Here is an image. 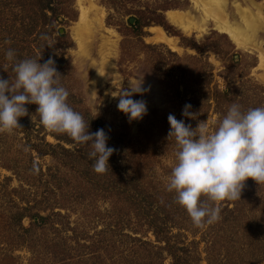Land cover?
<instances>
[{
	"label": "rangeland",
	"instance_id": "374dc122",
	"mask_svg": "<svg viewBox=\"0 0 264 264\" xmlns=\"http://www.w3.org/2000/svg\"><path fill=\"white\" fill-rule=\"evenodd\" d=\"M88 1L82 0V5H90ZM233 1L239 2L242 6H247L249 2L248 0H227L226 11L230 16L235 13ZM252 1L256 3L252 10L255 11L258 7L264 20V0ZM93 2L96 14L101 17V20L98 22L97 19L93 24L91 23V33L85 38V45L82 48L79 47L75 36L76 28H79L77 24L80 4L78 0H67L63 3L69 17L67 23L57 26L58 32L65 33V36L55 45L63 52L66 62L59 63L58 57H53L54 61L58 60L55 62V67L62 80L61 86L69 92L68 104L80 112H87L90 118L92 116L100 118L112 129L116 128V133L120 131L122 138L134 145L136 150H142L141 141L151 145L155 143L165 145L166 141H174V138H167L169 131L166 124L167 117L169 114L177 117L176 114L183 109L185 104L191 105L189 110L194 115V118H189L191 123L189 121L188 124L195 128L202 121L207 124L211 132L218 119V114L214 111L216 105L214 98L218 96V92L229 85L239 86L237 96L233 98L240 101L246 94H251H243L244 88L247 91L254 89L260 91L261 86L264 87V61L260 64L258 57L259 52L262 50L264 52V26L255 39L256 46L239 48L225 33L217 31L209 21L206 30L193 34L182 33L168 22L165 12L169 9L187 10L199 16V11L192 6L189 0H93ZM4 8L5 4L0 2V77L5 76L3 75L5 69L9 68L12 71L11 64L5 58L8 46L11 45L15 51L19 50L20 56L31 58L33 52H39L38 44L40 38L43 37L41 36L43 33L33 31L30 26L32 18L17 19V16L8 15ZM89 17L92 19V13H89ZM136 19H140L141 25L144 22L149 24L141 27L140 32L132 25ZM84 26H87V22H84ZM152 26L162 27L170 37L174 38L175 48L154 41V35L149 30ZM54 34L45 36L46 44L49 46L54 43ZM6 39L11 43L5 44ZM40 59L39 63L46 61ZM139 82L145 91L142 95L133 94L132 99L144 100L147 114L143 115L142 119L129 121L128 116L117 109L118 97L113 95H117L120 89L135 87ZM250 98L253 97L250 96ZM177 103L179 106L175 105ZM36 108V105H30L27 108L28 115L18 118L20 128L14 129L12 133H0V213L3 210L1 207L13 205L8 202L10 197L20 205L26 204L24 199L16 197V194L22 198H29L31 204L41 200L38 204L40 206L44 204L40 198L41 193L44 192L53 202V198L58 196L59 191V188L54 185H59L63 193L77 192L80 197L75 201L71 199V201H66L69 211L55 207V210L68 215L60 222L59 219H55L60 224V231L48 229L44 234L36 226H30L28 219H24L23 226L28 227V231L25 232L28 240L23 244L20 240V243L12 248L9 241H17L20 237L18 234L23 235L24 233L17 224H14L13 229L17 235L12 234L11 236L9 232L11 229L3 227L2 224L0 245L10 247L11 250L4 248L7 251H5V257L0 254V264H47L48 262L49 264H60L59 256L50 258L35 247L43 241V238L56 239L59 242L58 250L70 251L78 256L77 259H74L75 257L68 259V264H81L80 259H88L89 264H112L116 252L112 250L111 242L114 240L118 245L121 241L120 244L124 247L125 243L129 244V239L120 235V232L133 236L142 234H133L129 230V227L134 225L126 223L124 216L128 215L122 213L120 207H126L127 204L121 206L122 202L116 201L118 194L116 189H105L103 186L97 187L92 184L89 188L87 177H92L93 181L94 179L101 180L103 176L107 179L106 172L99 174L93 170L80 169L81 165L84 166L83 156L85 155L78 152L74 154L73 144L63 143L73 153L66 156L62 154L61 149L56 147L58 140L46 128L39 127ZM47 142L58 152L59 156L55 158L56 160L50 154L39 157L36 150L30 147L31 143H35L38 147L47 149L49 148ZM168 145L170 146L163 147L166 151H162L161 148L155 151L160 162L156 164L157 172H151L152 177H155V182L162 187L165 186L169 173H166L160 166L162 165L165 169L172 167L177 150L175 142ZM116 158L112 161L108 160V170L113 174V177H109L111 179L118 178V170H115L113 165ZM80 170L84 177L81 176ZM161 170L164 172L159 173ZM22 178H28V183L26 184L24 182L26 179ZM249 178H247L248 184H250ZM44 183L53 186L52 191L54 192H50L43 185ZM106 183L111 186L108 179ZM243 184L248 186L245 181ZM15 189L17 192L13 191ZM20 190L24 191L20 193ZM241 192L246 194L244 191ZM248 196L251 198L249 200L251 204L256 196H264V190H259L255 194L249 193ZM225 200L230 201L227 204L228 207H233L231 200ZM225 200L218 202L217 206L225 205ZM262 200L264 201V197ZM255 206L257 209L254 208V213H249L259 216V208L264 207V202ZM119 217H123L126 225L122 231L115 227ZM185 222L187 225L191 224V220L187 219ZM205 229L206 227L197 228L194 225H191L189 229H172V233L179 232L180 239L184 241L183 244L189 246L188 249L192 251L193 256L191 261L194 260V264H208L205 260V240L201 238ZM241 233L231 236L235 247H231L230 251L226 248L219 250L223 253L221 256L218 255L223 258V263L229 264L228 259H224L228 256L233 262L230 263L236 264L238 258L235 253L240 249L238 246H245L247 250H242L243 256L247 258L256 254L254 256H259L258 261L252 264H264V259H260V256L264 255V250L257 243L261 235L255 234L256 236L254 235L249 242L246 241L247 236ZM73 236L79 237V244L75 243L77 237ZM141 237L154 242V235L151 231L145 232ZM261 237L264 238V231ZM97 240L100 242L95 249L81 246V244L89 246L92 241ZM31 241L34 246L32 248L28 244ZM105 246L106 249H100ZM255 247L257 251H252L251 255L250 251ZM125 253L131 254L128 249ZM169 262L170 258L166 257L163 264H169Z\"/></svg>",
	"mask_w": 264,
	"mask_h": 264
},
{
	"label": "trees",
	"instance_id": "16d2710c",
	"mask_svg": "<svg viewBox=\"0 0 264 264\" xmlns=\"http://www.w3.org/2000/svg\"><path fill=\"white\" fill-rule=\"evenodd\" d=\"M65 1L67 0H0V2H3L5 4L4 11L7 12L8 15L17 16V19L28 17L32 18L30 26L33 28V31L37 30V32L43 33L41 34V36L43 37L40 38V43L38 44L39 52H33L31 58L36 59L37 57H43V59L40 60H48L49 58L53 59V57H58V60H60L59 63L66 62V59L63 56V52L60 51V49L55 45L58 43L59 39L65 36V33H59V29L57 28L59 24L68 22L69 14H67L63 5ZM60 16L61 18H59ZM148 24L149 23L144 22L143 25H141L140 19H136L134 24L132 25L139 29L138 31L141 32V27ZM54 33L56 34V37H54ZM52 34H54V43L52 46H49L48 44H46L45 36H52ZM8 48H11V45L8 46ZM16 59H26V57L20 56L18 50L16 51ZM58 60H55V62ZM56 70L58 72L57 68ZM4 71L5 72L3 75L5 76L3 77L5 79L14 78V73L13 71H10L9 68L5 69ZM58 79L59 85L61 86V77L59 76ZM238 88L240 87L229 85L218 92V96L214 98L216 104L214 107V111L218 114L217 123L220 119L223 118V116L227 112V109L233 103L241 105L242 109L244 110L250 107L264 106V92H261L264 91V87L261 86L260 89L262 90L260 91L256 89L247 91L246 88H244L242 90L243 94H251H246L245 97L242 98L243 100L241 99L240 101L234 99L237 96V92L239 90ZM250 96H252L253 98H250ZM245 98L247 99L245 100ZM30 105L32 106L33 104H26L25 107L28 108L30 107ZM175 105L179 106L178 103ZM69 106L73 109L75 108L70 104ZM36 107L38 106L36 105ZM76 109L74 110L79 112L83 116L84 120L88 122L89 132H95L100 128H103L105 130L106 134L109 137V139L107 140V146L112 147L115 150L110 156L109 161H112L117 157L113 165L115 166V170H118V178L111 179L109 177H113V174L110 173L109 170L106 172L107 179L108 181H110L111 186L106 183L107 179H104V176L101 177V180L94 179L95 183H93L94 181L92 180V177H87L86 181H88V183L90 184L89 188L92 184L97 187L103 186V188L105 189H116V191L118 192L116 201L118 203L122 202L121 206H126V204L127 206H129V208L127 206L122 208L120 207L122 213L128 215L124 216L126 223H132V225H134L130 226L129 230L133 234L141 233V236H143V234L148 231H151L154 235V242H152L150 240H144L141 236H133L128 233L120 232V235L125 236V238L129 239V244L125 243L124 247V245L122 246L120 244L122 243L121 241L118 243V245L115 244L114 240L111 242V246L113 248L112 250L116 252V256L113 257L114 260L112 259V264H163V261L166 257L170 258L169 264H194L195 261H191L193 256L191 254L192 251L188 249L189 246L187 244H183L184 241L183 239H180L179 232H176L174 234L172 233L173 228H177L178 230L189 229L191 225H193V223L191 221V224L187 225V222H185L187 219H191L185 209H183L180 205L174 203L175 193L166 192L164 188L165 186L162 187V185L155 182V177H152L151 175V172H157L158 167H156V164L160 162V159L159 157H157L155 151H158L159 148L164 151L165 149L163 147L170 146L168 144L174 143L175 140L172 142H170V140L166 141L165 145H160L158 143L151 145L147 142L141 141L140 148L142 150H136L134 145H132L128 140H124L122 138V135H120V131L119 133H116V128L112 129L110 125L107 124L104 120L101 121L100 118L94 116L90 118L87 112H80ZM175 111L177 113V109ZM180 112H182V110H180L177 114L175 113L177 115L176 118H178V120L184 119L185 124H188V122L192 118L189 119L188 117H183L180 115ZM36 118L37 122L39 123V127H43L40 123L38 113H36ZM166 124L167 129H170L168 121H166ZM51 134L56 140H58L56 147H59L61 149L62 154H64L65 156L73 152H75L74 154H76V152L84 154L85 156H83V158L85 160V163L84 166H80V169L93 170L92 162L88 158V152L90 151L89 145L79 144L67 134L54 132H51ZM63 143L73 144V152L70 150V148H66ZM47 144H49V148L47 149H42L35 143H31L30 147L33 150H36V153L39 157L50 154L54 159L58 158L59 155L58 152H56L54 146H52L49 142H47ZM145 149L147 150L146 152L144 151ZM61 164L66 165L65 163ZM76 166L78 165L76 164ZM160 167L163 168L166 173H170L171 167L169 169L167 167L165 169L164 167H162V165ZM82 170H80L79 172L81 176L84 177L81 172ZM163 170H161L159 173H163ZM28 181L29 179L27 178L24 182L27 184ZM249 181L250 184L247 183L246 179L245 182L248 186L246 187L244 185L241 189V191L246 192V194L240 192V199L231 200L233 203V207H228L227 204L230 203V201L225 200V205H219L221 209L220 219L210 226H205L206 229L204 230L201 238L205 240V260L208 264H224L223 258L218 256H221L223 254L219 252V250L226 248L228 251H230L231 247H235V242L231 236L237 234L239 235L240 232H242L245 234V236H247L246 241L249 242L252 240L255 234H259L262 236V232L264 231V207L259 208V216L251 213H254V208L257 209L255 205H259L264 202L262 200L264 196H256L250 204L249 200L251 198L248 196V194H255L259 190H264V183L258 184L256 181L252 182L254 181L252 178H249ZM43 185L47 189H49L50 192H54L52 191L53 186H50L48 183H44ZM54 186L59 188V191L58 193L56 192L58 196L53 198V202H51V198H49L48 195L44 192H42L40 196V198L42 199V203L44 204L40 206H38V204L41 200L35 201L33 204H31L29 203V198H22L15 193L16 197L24 199V203L26 204L20 205L19 203L15 202L12 197H10L8 202L13 203V205L9 204L1 207L3 210L0 213V226L3 224V227L10 228L11 230H9V232H11L12 236V234L17 235L16 231L13 229L17 224L22 230V233H24L23 235L18 234L20 237L19 239H17V241L14 240L12 242L10 239H8L10 240L9 242L11 248L14 245H18L20 243V240H22V244L28 240V235L25 234V232L28 231V227L25 228L23 226L24 219H28L30 226H36L44 234L48 231V229H53L56 232L57 230L60 231V224L56 222L55 219H59L60 222L61 219L67 218L68 215L61 213L60 210H55V207L64 208L69 211V208L66 206V201H75L80 197V195H78L77 192L63 193L62 188L59 185ZM13 191L17 192L16 189ZM22 191L20 190V193ZM88 192L92 191L88 190ZM202 199L205 198L202 197ZM123 221V217H119L118 221H116L115 227L117 230L122 231L124 227H126ZM193 232L195 231L193 230ZM261 236L257 243H259L264 250V238H262ZM83 237L84 236H82V239L84 240ZM99 242V240L92 241L89 246L86 244H81V246H84L86 248L93 247L95 249V247L98 246ZM75 243L79 244V237L75 238ZM28 244L30 248L34 247L32 241ZM190 244H192V242H190ZM58 245L59 242L54 238H43V241L35 247H37L39 250H42V253L45 256H49L50 258L59 256L60 264H68L67 260L70 258L75 257L74 259H77L78 256L71 253L70 251L66 252L63 249L58 250ZM10 247H2L0 245V254H2V257H5V251L11 250ZM238 247L240 249L235 253L236 257L238 258L236 260V264H252L258 261L257 259L259 258V256H254L256 254H251L252 251H257V245L250 251V254L252 256L247 258L242 254L243 249L247 250L245 246ZM4 248H6L7 250H4ZM100 249L104 250L106 249V246ZM127 249L129 252H131L130 255H127L125 253ZM260 257L261 260L264 259V255ZM224 259H228L227 262L229 264L233 263L228 256L224 257ZM87 260L88 259H80V261H82L81 264H89ZM47 264H49V262Z\"/></svg>",
	"mask_w": 264,
	"mask_h": 264
},
{
	"label": "clouds",
	"instance_id": "9594fccd",
	"mask_svg": "<svg viewBox=\"0 0 264 264\" xmlns=\"http://www.w3.org/2000/svg\"><path fill=\"white\" fill-rule=\"evenodd\" d=\"M10 43L5 40V44ZM5 58L11 63L14 78L0 77V133L20 128L18 118L28 115L25 105L36 104L44 128L89 145L93 171L107 172L109 157L115 151L107 146L109 137L103 128L89 132L88 122L69 106V92L59 85L55 61L49 58L39 63L40 57L17 60L12 48L6 50ZM144 91L139 82L113 95L118 97L117 109L129 121L147 114L146 102L132 99L133 94L142 95ZM190 108L185 104L181 115L194 118ZM167 120V136L174 138L177 150L165 191L175 193L174 203L185 209L195 227L217 222L221 212L218 202L240 199L247 178L264 183V106L244 110L233 103L211 132L202 121L193 128L173 114Z\"/></svg>",
	"mask_w": 264,
	"mask_h": 264
},
{
	"label": "bare ground",
	"instance_id": "6f19581e",
	"mask_svg": "<svg viewBox=\"0 0 264 264\" xmlns=\"http://www.w3.org/2000/svg\"><path fill=\"white\" fill-rule=\"evenodd\" d=\"M189 1L199 11V16L187 10L169 9L165 12L168 22L177 27L182 33L193 34L195 32H203L206 30L209 21L217 31L225 33L237 47L251 48L256 46L255 39L258 36V32L264 26V20L258 7L255 11L252 10V7L256 4L254 1L248 0L249 2L247 4L249 6H242L239 2L233 1L235 16L234 14L233 16L228 15L226 11L227 0ZM78 2L80 4V14L77 27L79 28H76L75 36L79 47L82 48L85 45V38L91 33V23L93 24L97 19L99 22L101 17L96 14V7L93 0L88 1L90 4L88 6L82 5V0H78ZM89 13H92V19H90ZM84 22H87V26H84ZM149 30L154 35V41L162 42L171 48H175L174 38L170 37L162 27L152 26ZM258 57L260 64L263 63V50L258 53Z\"/></svg>",
	"mask_w": 264,
	"mask_h": 264
}]
</instances>
